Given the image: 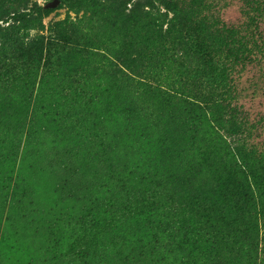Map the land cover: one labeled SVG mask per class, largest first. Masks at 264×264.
Masks as SVG:
<instances>
[{"label":"rangeland","instance_id":"rangeland-1","mask_svg":"<svg viewBox=\"0 0 264 264\" xmlns=\"http://www.w3.org/2000/svg\"><path fill=\"white\" fill-rule=\"evenodd\" d=\"M242 1L205 0L197 16L232 27V49L256 21L263 54L232 73L227 107L207 106L218 91L181 55L189 31L158 0L2 1L0 264H152L141 253H151L155 226L188 210L169 194L197 189L213 216L236 214L223 197L235 188H213L233 163L261 180L239 205L254 234L222 239L212 261L264 264V0H249L257 14ZM36 7L51 12L3 31L13 13ZM40 36L52 44L32 52ZM143 201L156 204L124 213ZM152 211L165 217L153 221Z\"/></svg>","mask_w":264,"mask_h":264},{"label":"trees","instance_id":"trees-1","mask_svg":"<svg viewBox=\"0 0 264 264\" xmlns=\"http://www.w3.org/2000/svg\"><path fill=\"white\" fill-rule=\"evenodd\" d=\"M2 1L4 4V0H0V6ZM60 1L63 3L64 0ZM158 1L160 2V7L164 8L167 13L172 15L170 20L173 23L189 31L187 33V39L182 43L181 55L183 57L190 56L195 59L198 65V73L196 72L195 74L196 77L203 79L205 85H212L211 87L215 86L216 91H218V97H216L218 100L215 101V99H213L207 102V106L212 103H216L218 107H221V104L226 107L229 106V104L225 102L230 99L228 97V84L232 82V73L235 71L239 73V71L243 70L249 63L253 62L257 56L263 54L259 42L260 36L256 33L255 18H250L245 24V27L252 26L251 33L245 38L243 37L242 41L240 40L238 42L239 39L236 38L237 46L235 49H232L230 43H233V39L229 38L234 37L232 27L214 18H212V22L210 23L206 16L197 17L199 14H202L204 9L209 7L207 4L204 5L205 0ZM19 3H21V1H19ZM242 3H245L250 11L255 12V14L260 10V5H256L249 0H243ZM142 7L144 8V6ZM50 12L51 10L49 9L36 7L30 10L27 9L26 12L13 13L11 17L4 22L7 25V29L3 31H14L17 29L14 32L17 33L19 31L17 27H19L20 24L24 23L27 26H29V24L33 25L37 23L43 15L49 14ZM134 14L141 18L146 17V14L139 6L134 10ZM164 17L167 19L166 15H164ZM185 18L186 20H190V23H186ZM191 32H193L194 35ZM213 34H217L219 38L214 37ZM239 34H241V30H239ZM256 36L258 38H256ZM195 39L197 40L195 41ZM51 40L52 38H50V41ZM44 43L48 46L52 44V42H49V37L40 36L35 39L34 45L31 46L30 50L32 52H34V50H39L41 53L45 46ZM168 51L169 50L166 52ZM169 52H171V50ZM149 56L153 57L151 54ZM149 61L151 62V59H149ZM3 66L4 65L0 68L3 69ZM237 67H240V70H238ZM191 105L194 106L193 104ZM188 153L195 160H199L201 157V153L196 149L194 151L188 150ZM203 162H205V159L202 160V163ZM203 165H206V163H203ZM244 167L246 166L241 165L238 167L236 163L235 167L234 163L225 166L223 169L224 173L218 176L216 179L217 182L213 186L215 192L219 189L225 190L228 185H232L235 188V191L231 192V194H233L232 196H235V200L229 195H224L223 197L228 198L229 202H232L234 205H238L236 214L234 213L233 215L224 217H220L218 214V216L215 217L213 216V209L217 208L212 201L199 203L200 198L197 189L190 192L186 188L183 190L179 189V191L173 192L175 194H169V198L174 202L181 198L180 208L187 207V214L183 209L179 215L177 214L166 218L162 223V230L160 229L161 222L159 221L155 226L159 232L157 236L153 238L151 253L147 254L146 252H142L141 256H152V264H214L212 258L219 259L220 256H212V251L217 250L222 256L224 254V251L220 252V249L223 248L221 243H223L225 247L228 241L235 243L236 240L244 236H248V239H251L254 234V232H252V226L248 222L249 219L244 217L242 213L244 210L239 207V205H245V202L248 200L244 202V199L252 197L253 185H257L261 180L257 177H250L249 172L246 171ZM177 194L181 197L178 198ZM190 194L191 196H189ZM152 200H154L153 197ZM153 204H156L155 201H151V203L143 201L138 207L128 206L127 209L124 210V213L131 214L136 212V214H144L149 212V207H153ZM152 213L153 221L160 220L161 216L165 217L159 215L158 218H156V212L152 211ZM261 214L264 217V210H262ZM165 215L167 216L169 213ZM217 237L221 239L216 240ZM159 253L162 256H160ZM196 256H198L199 259H196Z\"/></svg>","mask_w":264,"mask_h":264}]
</instances>
